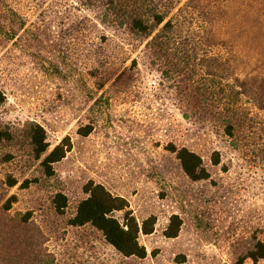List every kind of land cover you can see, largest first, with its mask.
I'll use <instances>...</instances> for the list:
<instances>
[{
    "label": "rangeland",
    "instance_id": "1",
    "mask_svg": "<svg viewBox=\"0 0 264 264\" xmlns=\"http://www.w3.org/2000/svg\"><path fill=\"white\" fill-rule=\"evenodd\" d=\"M259 2L193 0L195 10L212 16L193 13L186 20L187 28L207 29L217 44L214 54L230 60L235 78L259 88L250 93L256 103L245 104L249 115L233 139L211 117L206 101L200 108L189 102L183 92L196 88L193 79L149 55L147 41L101 23L95 10L74 13L77 29L54 24L50 40L33 47L25 42L0 47V88L6 94L0 126L16 135L0 145V264H237L256 240L264 241V3ZM208 51L204 46L200 57L208 58ZM193 78L208 83L205 70L196 69ZM31 122L46 131L49 152L67 137L72 143L52 177L44 175L23 137ZM86 125L94 130L83 137L78 130ZM169 143L199 154L210 178L191 181L167 150ZM215 151L220 166L212 165ZM6 153L12 161L3 160ZM11 177L18 180L14 187ZM25 180L32 181L27 188ZM91 181L125 198L140 224L156 218L154 232L140 234L145 258L124 257L90 224L70 225ZM58 193L68 200L64 214L55 209ZM173 215L182 225L177 237L167 238ZM115 217L121 220L123 213Z\"/></svg>",
    "mask_w": 264,
    "mask_h": 264
},
{
    "label": "trees",
    "instance_id": "2",
    "mask_svg": "<svg viewBox=\"0 0 264 264\" xmlns=\"http://www.w3.org/2000/svg\"><path fill=\"white\" fill-rule=\"evenodd\" d=\"M0 0V47L8 43H24L26 47L43 43L52 37L49 32L54 24L77 29L80 19L75 12L83 8L99 13L101 23L112 25L118 30H125L133 37L147 41L146 51L159 61L172 66L177 74L185 73L188 79L197 84L192 91L183 92L194 107H201L203 101L212 108V118L220 122L224 133L235 138L243 127L249 111L245 104L256 103V98H249L250 93L258 94L259 88L254 81L235 78L231 62L214 54L216 42L207 29L187 28L188 14L197 13L193 0ZM264 3L260 0L259 4ZM208 46V58L200 57V52ZM36 47V46H35ZM134 64L136 62L134 61ZM196 69L206 71L208 83L195 81ZM170 72H166L169 75ZM188 79H185L188 82ZM206 90V91H205ZM194 100V101H193ZM6 102V94L0 88V109ZM246 110V111H245ZM243 117L245 120L243 121ZM92 125L80 127L78 134L87 137L93 132ZM23 137L28 141L32 156L40 160V166L46 177L54 175V165L65 158L71 150L72 143L67 137L49 152L50 145L44 128L38 123H28ZM16 138L8 126H0V145L10 143ZM167 150L180 162L185 175L194 182L205 181L210 173L203 158L187 147H178L169 143ZM11 153H6L3 160L10 162ZM211 162L220 166L221 156L215 151ZM18 180L9 178V185L14 187ZM37 181V180H35ZM32 181L25 180L22 187L27 188ZM87 197L77 207L75 215L69 220L71 226L90 224L100 231L112 247L124 257L145 258L146 248L140 243V234L150 235L154 232L156 218L151 216L142 224L138 222L130 209L128 201L108 191L102 184L89 182L85 186ZM15 196L10 198L5 207L10 209ZM54 205L57 213L64 214L68 205L67 197L56 194ZM122 212L120 220L115 213ZM182 222L178 215H173L165 231L167 238L178 236ZM259 264L264 260V241L256 240L252 249L237 263L245 260Z\"/></svg>",
    "mask_w": 264,
    "mask_h": 264
}]
</instances>
